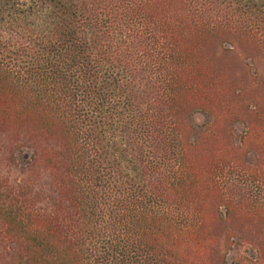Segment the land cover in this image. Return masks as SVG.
Returning a JSON list of instances; mask_svg holds the SVG:
<instances>
[{"label":"trees","instance_id":"obj_1","mask_svg":"<svg viewBox=\"0 0 264 264\" xmlns=\"http://www.w3.org/2000/svg\"><path fill=\"white\" fill-rule=\"evenodd\" d=\"M251 147L264 0H0V264H223Z\"/></svg>","mask_w":264,"mask_h":264},{"label":"rangeland","instance_id":"obj_2","mask_svg":"<svg viewBox=\"0 0 264 264\" xmlns=\"http://www.w3.org/2000/svg\"><path fill=\"white\" fill-rule=\"evenodd\" d=\"M191 121L194 125L201 126L205 119L203 115L195 114ZM238 130L236 137L240 139L242 134L240 128ZM241 161L243 164L239 169L242 175L245 174L241 177L245 187L241 194L245 196L249 208L261 210L264 214V184L261 182V175L264 174V150L259 152L252 147L245 149L241 152ZM261 217L263 220L259 219L257 223L230 221L225 224V230L230 233V241H225L228 236L223 240V264H264V215Z\"/></svg>","mask_w":264,"mask_h":264}]
</instances>
